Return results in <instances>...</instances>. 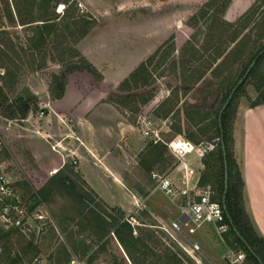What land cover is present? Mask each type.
Wrapping results in <instances>:
<instances>
[{
  "label": "rangeland",
  "instance_id": "obj_1",
  "mask_svg": "<svg viewBox=\"0 0 264 264\" xmlns=\"http://www.w3.org/2000/svg\"><path fill=\"white\" fill-rule=\"evenodd\" d=\"M42 1L0 0V30H8V35L21 56L16 60L18 71L16 72L14 86L7 88L9 101L14 99L18 93L26 91L37 98L34 107L26 117H10L0 112V163L11 174L17 189L26 200L28 211L31 214L27 228L13 229L10 240L3 239L1 253L4 251L3 244H6L11 248L13 254L19 253L23 257V264H66L67 262L63 263V258L59 256L58 251L63 247H67L70 259L77 256L84 259L87 264H134L114 232L116 225L107 224V232L100 238L97 229L84 221L86 214L91 217L93 214L89 213L87 204L78 201L76 193H87L89 196L91 193L85 182L76 176L74 169L68 171L64 169L61 173L62 177L59 175L51 179V175L43 171L38 160L32 155L26 141L27 138H31V136H27L28 134L39 135V131L35 127H40L43 119L41 116V112L45 110L43 97L54 98L51 93V88L55 87L52 83L53 74L63 72L69 60L79 59L78 56L73 57L66 51L65 59L62 61L63 48L75 46L82 54L76 43H74L72 36L64 38V35L69 31V28H64L65 24H70L71 28L75 29L73 27L74 19L71 16L57 19L56 26L58 30H54L47 37L41 50H35V55H32V50L29 49V39L36 36V24L42 21L37 20L30 23L31 25L29 23L23 25L21 20L22 18L39 19L47 8L49 12L51 10L63 15L66 12V6L69 5L70 9L74 10L75 20L85 14L86 18L94 22L91 28L93 33L87 40L88 48L95 51L100 56L101 61L105 60V63L110 64L111 68H120V73L128 76L138 66L139 57L148 44L139 39V35L142 33L140 30L161 29L164 24L163 21L170 15L167 12L166 5H170L172 1L71 0L68 3L62 1L55 7H53V1H50L47 8L41 5ZM206 1L208 0H185L183 1L186 5L185 10L183 12L175 11L176 19L183 18V23L180 22L181 24L176 28L173 36H169L161 42L163 44L162 49L159 50L153 62L149 65L150 70H152L153 98L142 105L139 111L134 112L112 100L118 98L121 91L118 87L108 91L109 85H106L102 70L84 55L103 75V78L98 80L88 70H75L67 74L66 84L72 76L75 77L77 85H81L79 88L86 92L82 94L84 97L86 94L91 95L90 97H96L98 89L104 92L107 90L104 100L116 104L122 115L126 117L129 124L128 136L129 132L131 135L133 131L139 138L144 137L143 142L145 143L152 142L151 137L144 134V129L148 127L147 122L149 120L153 122L151 127L154 130L161 126L154 114V108L167 97L173 98L177 102L176 108H179L177 114L170 115L172 124L173 122H179L185 132L196 131L198 126H202L207 129V136L213 135V128L208 127L213 123L214 111L221 103L224 84L210 70L205 69L211 63L214 48L210 51L199 50L203 48L210 24L216 23L219 26L220 33L216 34L215 37L217 38L214 40L215 46H218L221 43L219 40L225 39L230 32L224 30L222 20L235 23L247 13H254V21L262 20L264 6L261 5L264 0H230L223 13L215 11L212 7L208 9L205 5ZM174 4L179 5L181 3L179 0H175ZM151 9L154 11H150ZM206 9L208 11L204 13ZM10 14H12L14 20L11 19ZM216 16L218 19H216ZM138 21L141 22L138 23ZM76 32L78 33L77 30ZM223 47H226V44L221 43L220 48ZM101 51H104V53ZM10 54L15 57L13 52H10ZM103 54H105L104 58L101 57ZM163 54L166 56L161 59L160 56ZM211 55L212 57H208ZM42 56H45L46 64L38 67ZM34 58L36 61H34ZM242 66L243 63L236 65L234 70L231 71L230 77L235 78ZM0 72H4V69L0 68ZM203 72V78L196 82L197 74ZM79 94L81 95V93ZM256 95L254 84L252 82L248 83L245 87V93L237 100L236 108H234L235 119L239 109L243 105L250 104L251 99L255 98ZM188 112L189 116H187ZM196 121L201 123L196 125ZM54 125L56 126V124ZM22 126H25V128ZM182 134L185 135L184 132ZM167 137L163 136L165 140L168 139ZM28 142L39 148L40 159L44 166L53 165L61 160L58 153L62 146L56 144L53 137L50 141L32 138ZM54 144H56V149L53 148ZM125 149L128 151L130 158L124 165V175L129 183L145 196L155 190V182L151 178V173L144 171L139 164V148L137 150L125 145ZM165 156L166 162H161L154 169H172L174 158L169 153ZM194 163L195 168L198 169V157L194 160ZM65 176L71 179L69 189L74 188L71 191L67 190L66 187H61L58 182L56 183L59 178ZM52 184H56V186ZM161 191L169 196L163 190ZM191 193L196 196L197 190L192 189ZM96 204L98 208L105 209L107 213L119 218L118 223L127 218L132 222L131 224L135 229L134 235L143 237L147 246L143 250L138 251L137 249L135 252L141 264H176L178 262L179 264H216L214 260L202 252L201 248L200 250L194 248L191 242L193 239L190 236L187 238L171 227V219L175 217L173 214L170 215L168 220L171 225L164 226L146 207L132 212L133 216L131 217L125 213L110 210L101 205V202H96ZM176 211L178 213L179 209L177 208ZM81 212L82 215L85 214L83 217L80 215ZM39 213H42L44 217H37ZM208 232L212 236V240L220 242L221 237L217 234L222 233L220 229L211 226ZM197 234H193V236L196 237ZM30 241H33L38 251L34 252ZM211 244L215 245L214 243ZM226 247L225 245V247L216 248V251L220 254L217 261L219 264H246L244 261L246 253L240 249L241 247L236 245L229 252V248ZM172 252L176 254V260ZM239 253L244 254L243 259H238ZM36 257L39 258L38 261H35ZM0 264H4L1 258Z\"/></svg>",
  "mask_w": 264,
  "mask_h": 264
},
{
  "label": "trees",
  "instance_id": "obj_2",
  "mask_svg": "<svg viewBox=\"0 0 264 264\" xmlns=\"http://www.w3.org/2000/svg\"><path fill=\"white\" fill-rule=\"evenodd\" d=\"M50 1H53V7H55L62 1L64 3H68L71 0H43L41 5L47 8V5H49ZM229 1L230 0H208L205 2V5L208 9L212 7L215 11L223 13ZM261 6H264V2ZM207 11V9L204 10V13ZM67 16H71L74 19L73 27L75 29L71 28V25L66 23L64 28H69V31L66 35H64V38L67 36H72L74 43H77L79 39L90 32L94 22L86 18L85 14H82L77 20H75L76 17H74V10H71L69 5L66 6V12L63 15L51 10L49 12L47 8L45 12H43L42 16L39 17V19L31 18L29 20L22 18L21 22L23 25L28 23L30 24L37 20L42 21L41 23L36 24V36L29 39V49L32 50V55H35V50H41L42 45L47 40V37L57 29L56 20L62 19L63 17L66 18ZM10 17L12 20H14L12 14H10ZM254 18V13H247L235 23L222 20L224 22V30L230 31L225 39L219 40L222 44H226V47L223 48H220L221 43H219L218 46H215L214 44V40L217 38L215 37L216 34L220 33L219 26L216 23L210 24L203 48L199 50L210 51L212 48H214L213 58L210 61L211 63H209L205 69L208 71L210 70L211 73L216 78L220 79L224 84L221 95V103L214 111L215 118L213 123L208 127L210 129L213 128L214 134L207 136V129L202 126H198L196 131L185 132L183 131V128L179 122H173V133L169 138L178 132H184L186 137L194 143H200L201 141L213 139L217 140L216 148L206 151L202 156L204 167L201 171L199 184H211L216 190L215 199L223 202L225 190V158L221 138L223 131V140L226 146L229 175L228 190L226 193V205L229 216L227 212L225 213V222L229 227L226 231L222 232L223 237L227 244L232 248L237 245L241 247L240 249L245 251L246 254L244 261L246 264H264V237L258 233L246 209L244 197L245 181L235 155L233 137L235 121L234 108H236L237 100L245 93V87L248 83L252 82L257 92L255 98L251 99L250 106H257L264 103V53H262L257 58L259 53L264 50V16L262 20L260 19L254 21ZM216 19H218L217 16ZM162 45L163 44L158 46L145 61L141 62L127 77H125L120 82L118 89L121 91V94H118V98L112 99L113 101H115L120 106L122 105L125 108H129L130 110L137 112L142 105L146 104L150 99L153 98V90L151 87L152 70H150L149 65L153 62L159 50L162 49ZM66 51L69 52L73 57L78 56L79 59L69 60L66 63V69L63 72L60 74H53L52 83L55 85V87L51 88V93L54 98H60L64 95L66 76L72 71L88 70L92 72L98 80L103 78V75L98 71V69L89 60H87L77 50V48H75V46H66L63 48V56L61 55L62 61L65 59ZM196 51L200 53L198 50ZM10 52H13L15 57H12ZM165 56L166 55L163 54L160 57L163 59ZM20 57L19 50L16 49L14 43L8 35V30L1 29L0 68H3L4 72H0V112L10 117H26L37 101L36 96L31 95L29 91L18 93L14 99L9 101L7 88L14 86L16 81V72L18 71V64L16 60ZM208 57H212V55ZM255 58H257L256 64L251 69L244 82L237 88L229 104L224 109L221 120L222 126H220L219 115L229 94L237 82L243 77ZM218 60L219 62L213 66V64ZM34 61H36L35 58ZM240 63H243L240 72L235 76V78L230 77L231 71H233L234 67ZM45 64V56H42V59L39 60L38 67H42ZM197 75L196 82L203 78L204 72ZM176 107L177 102L173 98L168 97L154 109V114L159 117H168L171 114L175 115L179 112V108ZM187 116H189V112ZM195 123L198 125L201 122L196 121ZM154 145L156 146L155 148H148L144 153L140 154L139 159V164L142 169L150 173L156 163L166 162V158L164 156L165 149H167L166 144L163 142H157L154 143ZM159 145L162 147L157 148ZM174 166L175 158L172 167ZM57 182H59L61 187H66L67 190L71 185L69 177L60 178ZM73 189L74 188L72 187V189L69 190L71 191ZM44 195L45 194L43 193V196ZM76 195L77 198L83 202V204H87L89 207V213L93 214L92 217L89 214L84 216L85 214L82 215V212L80 215H82V217L84 216V221L90 223L95 229H97V231L100 233V238L103 237L105 232H107V224L116 225L114 232L121 244L126 249L130 259L134 264H141V261L136 257L135 252L137 249L138 251H141L147 246L143 237L140 235H134L135 229L131 224L132 222H130L128 219H125L121 223H118L119 218L109 215L105 209H100L103 213L110 216V221L109 218L100 213L97 204L93 203L92 200L89 199L88 194L77 192ZM233 226L238 229L242 237L236 233ZM12 233L13 230H10L0 235V242H2L3 239L9 241ZM30 244L34 249V252L38 251V248L34 245L33 241H30ZM3 245L4 251L0 254V258L4 264H23V257L19 253L13 254L10 247H8L6 244ZM58 254L63 258V263L70 260V253L67 247L60 249ZM172 254L176 260V254L173 252ZM258 257L261 258L262 263L258 260ZM176 264H179V262Z\"/></svg>",
  "mask_w": 264,
  "mask_h": 264
},
{
  "label": "crops",
  "instance_id": "obj_3",
  "mask_svg": "<svg viewBox=\"0 0 264 264\" xmlns=\"http://www.w3.org/2000/svg\"><path fill=\"white\" fill-rule=\"evenodd\" d=\"M167 1L172 2H170V5H166L167 12L170 15L163 21V27L161 29L152 28L149 31L140 30L142 33L139 35V39L148 44L144 47V51L139 57L138 65L148 55L152 54L162 41L173 35L176 28L183 23V18L180 20L179 18L176 19V12L185 10L186 5L183 3L185 0H179L181 3L179 5L174 4L175 0ZM150 11L154 10L151 9ZM140 22L138 21V23ZM92 33L93 29L79 39L76 46L82 52V55L102 70L106 85H109L107 90L110 91V89L118 87L127 75H122L120 68H111L110 64L107 65L105 60L101 61L100 56L88 48L87 40ZM101 52L104 53V51ZM104 55L101 57L104 58ZM71 74L73 75V73ZM76 82L75 77L72 76L66 84L64 95L60 98L43 97L46 113L41 115L43 119L40 127H35L39 131V135L28 134L27 136H31V138L26 139L32 155L38 160L43 171L51 175V179L59 175L62 177L61 173L64 169L67 171L74 169L76 176L81 178L90 188L92 196L88 195V197L93 203L101 202V205L108 209L125 213L131 217L133 216L132 212L146 207L164 226L171 225L173 221L180 217L181 205L186 203L187 195L178 192L174 197H171L166 196L160 189H155L144 196L129 183L123 172L124 165L130 158L125 145L137 150L139 148V153L142 154L148 148H155L154 142H143L144 137L142 139L139 138L133 131L131 135L129 132L128 136L129 124L126 117L122 115L116 104L104 100L107 90L104 92L98 89L96 97H90L91 95L87 94L84 97L82 94L86 93L85 90L79 88L81 85L78 86ZM156 118L161 124L156 131L159 132L162 138L164 135L168 136L166 140H169L170 135L173 133L172 117L156 116ZM22 127L25 128V126ZM176 134L182 133L178 132ZM51 136L56 144L62 146L58 153L61 160L53 165L44 166L40 159L39 148L36 146L35 148L28 140L37 138L50 141ZM183 136L186 137L185 135ZM233 137L235 155L245 181L244 197L246 209L258 233L264 237V103L257 106L247 104L239 109L234 122ZM161 147L160 145L157 146V148ZM167 153L173 157L168 147L165 149L164 156ZM197 157L199 159L198 169L194 166V160ZM73 158L77 159L76 164L73 163ZM187 159L189 165L187 175L190 179L188 183L184 178L186 174L184 170L174 169V167L170 170L154 169L161 162L156 163L152 171L169 173L176 186L180 188L179 190L189 189L191 192L193 189L198 192L199 188L196 185L204 167L202 157L191 153ZM52 185L56 186V184ZM78 201L81 202L79 199ZM177 208L179 209L178 213L176 211ZM100 209L102 210V208H99L100 213L111 219L110 216L103 213ZM171 214L175 217L171 219L170 223L168 220ZM211 226L215 229L217 228L214 222L204 221L189 236L193 239L192 241L198 244L201 243L202 252L214 260L216 264H219L217 261L220 258V254H218L216 248L225 247L226 245V248H229V252L232 247L225 241L223 233H217L222 239H220V242L212 240V236L208 232ZM196 233L198 234L194 237L193 234Z\"/></svg>",
  "mask_w": 264,
  "mask_h": 264
},
{
  "label": "built area",
  "instance_id": "obj_4",
  "mask_svg": "<svg viewBox=\"0 0 264 264\" xmlns=\"http://www.w3.org/2000/svg\"><path fill=\"white\" fill-rule=\"evenodd\" d=\"M44 112L45 110L41 112V115ZM151 124L153 122L149 120L147 122L148 127L144 129V134L150 136L154 143L163 141L167 145L169 151L175 158L174 169L184 170L186 172L184 178L188 183L190 180L187 175L189 169L188 156L191 153H195L202 157L206 151L216 148L217 140L213 139L194 143L182 134H175L169 140H164L159 132L151 127ZM55 145H53L54 149L57 148ZM73 163H77L76 158H73ZM151 177L155 182V189H161L171 197H174L178 192L187 195L186 203L181 205L180 217L172 222V228L174 230L189 238V235L194 233L197 226L204 221L214 222L222 232L228 229L229 226L225 222L226 210L224 209V204L215 199L216 190L211 184L202 185L199 184L198 180V186L196 185V187L199 188V191L194 196L189 189L179 190L180 188L176 186L169 173L152 171ZM37 215L39 218L44 217L42 213ZM30 218L31 214L28 211L26 200L17 189L11 174L0 163V235L13 229L27 228ZM191 242L195 249L200 250L198 243L192 240ZM1 251L2 244L0 242V253ZM243 258L244 254L239 253L238 259ZM38 260L39 258L36 257L35 261ZM66 264H87V262L84 259L74 256Z\"/></svg>",
  "mask_w": 264,
  "mask_h": 264
},
{
  "label": "water",
  "instance_id": "obj_5",
  "mask_svg": "<svg viewBox=\"0 0 264 264\" xmlns=\"http://www.w3.org/2000/svg\"><path fill=\"white\" fill-rule=\"evenodd\" d=\"M264 53V50H262L259 55L257 56V58L262 54ZM257 58H255L251 65L249 66V68L247 69V71L245 72V74L243 75V77L237 82V84L234 86V88L232 89L231 93L229 94L221 112H220V115H219V122H220V126H222V113L224 111V109L227 107V105L229 104L230 100L232 99V96L233 94L235 93V91L237 90V88L244 82V80L247 78L249 72L251 71V69L254 67V65L256 64V61H257ZM221 138H222V143H223V152H224V160H225V190H224V195H223V204H224V209L226 210L228 216H229V213L227 211V205H226V193H227V190H228V182H229V175H228V162H227V155H226V146H225V142L223 140V131H222V135H221ZM231 220V219H230ZM234 230L236 231V233L240 236V232L238 231V229L233 226ZM258 260L262 263V260L260 257H258Z\"/></svg>",
  "mask_w": 264,
  "mask_h": 264
},
{
  "label": "bare ground",
  "instance_id": "obj_6",
  "mask_svg": "<svg viewBox=\"0 0 264 264\" xmlns=\"http://www.w3.org/2000/svg\"><path fill=\"white\" fill-rule=\"evenodd\" d=\"M62 7H63V5H62Z\"/></svg>",
  "mask_w": 264,
  "mask_h": 264
}]
</instances>
